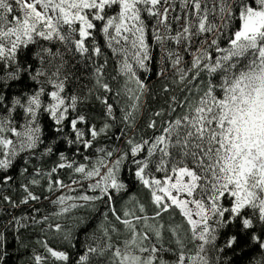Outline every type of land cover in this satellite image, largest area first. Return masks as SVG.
Listing matches in <instances>:
<instances>
[{
  "label": "snow or ice",
  "instance_id": "snow-or-ice-1",
  "mask_svg": "<svg viewBox=\"0 0 264 264\" xmlns=\"http://www.w3.org/2000/svg\"><path fill=\"white\" fill-rule=\"evenodd\" d=\"M14 4L16 7L13 0H0V60L13 61L21 45L36 43L37 39L59 42L69 54L91 60L102 53L94 36L100 32L113 56L119 59L118 75L126 77L123 92L131 103L122 109L121 119L127 129L137 126L141 100L148 92L137 70L148 71L146 62L152 59L149 40L158 43L164 52L162 59L167 67L157 76L166 81L162 93L172 94L167 96L166 107L154 112L147 123V128L154 130L153 135L139 142L131 138L127 141L134 158L138 153H147L145 159H134L133 163L136 177L151 190L155 206L151 216L139 202L122 214L112 206L113 191L125 188L117 173L127 153L112 159L115 149L98 148L100 156L94 161L85 156L87 163L80 164L60 153V162L50 170L37 168L31 173L29 184L39 185L46 178L50 192L75 191L72 185L83 188L88 182L87 191L82 194L60 195L53 200L59 206L53 215L94 208L95 202L102 201L124 229L125 239L114 241L113 233L119 236L120 228L105 227L102 222L98 226L102 238L93 235L94 243L86 245L75 264H92L94 257L107 264H214L211 253L217 251L218 229L232 219H240L241 231L251 230L254 217L245 215L247 209L257 213L256 218L264 223V0H14ZM177 7L182 14L173 15ZM114 8L118 11L110 15ZM145 13L156 21L150 36ZM173 24L179 27L174 29ZM172 41L181 50L174 51L170 47ZM183 53L192 56L190 62L185 63ZM45 55L51 57L48 68L54 70L49 74L48 68H41L33 79L47 77L44 83L51 84L53 90L45 92L42 86L26 97V103L15 98L13 108L0 113V184L11 182L7 173L22 154H28L24 155L27 164L43 145L39 112L50 115L58 133L69 122L74 138L64 137L66 143L85 149L91 148L95 138L111 127L109 123L99 129L93 125L86 131L78 127L87 118L69 115L76 111L81 98L62 95L67 80V76L61 79L67 63L64 53L43 47L37 53L42 64ZM57 58L59 64L54 63ZM106 63L105 60L95 67V87L110 93L109 84L103 80ZM169 67L170 82L165 76ZM9 78L15 79L16 73H9ZM130 83L135 88L128 87ZM120 94L118 90L117 95ZM43 95L50 97L46 104ZM96 98L105 106L106 116L113 117L114 106L108 97ZM3 99L0 97V102ZM15 106L24 110L22 125H14L11 117ZM89 135L92 139L87 138ZM52 152L49 146L40 155ZM152 164L157 173H164L162 178L146 173ZM60 169H70L80 179L66 185L55 176ZM27 173V167L21 169L22 175ZM29 184L22 185L25 195L20 204L40 199ZM222 198H230V205L224 206ZM3 199L11 202L8 196ZM173 207L180 210L187 230L182 225L161 222ZM107 218L105 213V221ZM49 227L58 233L63 231L59 223ZM164 230L171 233L169 244H174V248L164 246ZM72 238L71 230L63 233L64 241L71 243ZM236 240V236L230 237L225 247H232ZM250 240L264 249V240L256 234ZM43 247L47 255H35V264H48L50 258L53 264H73L66 251L55 250L47 243ZM167 253L174 259H166Z\"/></svg>",
  "mask_w": 264,
  "mask_h": 264
},
{
  "label": "trees",
  "instance_id": "trees-1",
  "mask_svg": "<svg viewBox=\"0 0 264 264\" xmlns=\"http://www.w3.org/2000/svg\"><path fill=\"white\" fill-rule=\"evenodd\" d=\"M13 6L14 0H13ZM118 11L117 8L112 9L109 14H114ZM15 13H13L14 15ZM182 14L179 7L173 15ZM145 22L147 24L146 32L150 36L152 33V26L156 23L155 20L147 17L144 14ZM171 20V17H170ZM232 26H235V20L232 21ZM179 25L173 24V28H178ZM96 44L102 49L99 57H93L91 60L82 58L79 54L71 55L67 52L64 45L55 41H43L37 39L36 43L27 46L21 45L15 55L13 61L0 60V97H3V102H0V113L5 112L8 108H13V101L15 98H20L22 103H26V97L38 91L42 86L45 92L53 90L51 84L44 83L47 77L41 76L36 79L37 70L41 68H48L47 61L51 59L45 55V62L42 64L37 53L41 48L47 47L55 52L59 49L64 53V59L67 61L61 72V79L67 76L65 81L64 92L62 95L70 97L72 95L79 96L80 102L76 106V111H70L71 118H75L77 114L86 116V123L78 124L82 130H87L91 126L97 129L103 127L105 123H109L111 127L106 133H102L93 141V145L89 149L83 148L81 145H68L64 137L68 136L74 138L71 132L69 122L63 124L64 130L62 132L56 131L55 122L50 115L45 112L38 113V122L41 127V134L43 145L32 156L29 163L25 164L24 155L18 158L15 167L8 171V175L12 177L10 183L0 184V264H35L34 256L47 255L43 247L47 243L55 250L66 251L73 264L78 257L86 250V245L93 244V235L97 238H102V233L98 230V226L104 223L105 227L116 225L120 228V234L117 236L113 233L114 241L116 239L123 240L126 237L122 225L115 221V217L109 213L108 206L102 202H95L94 208H77L71 210L70 213L53 215L59 211V206L53 204L52 201L60 195L78 196L87 191V183L81 188L79 185H72L74 179H80L78 174H74L70 169L58 170L57 176L62 179L66 185H72L76 190L68 191V189H56L48 191L46 178L41 179L39 185H30L29 181L32 178L31 173L35 172L37 168L47 172L56 163L60 162V153H64L69 160H74L77 164L87 163L85 156L91 158L93 161L101 155L97 152L98 148L107 150L115 149L112 159H116L122 153H127L125 159L119 167L117 173L118 179L125 185V188L120 192L113 191V207L121 214L125 209H132L136 202L144 204L146 207V214L151 216L154 212V205L152 204L151 190L143 186L142 182L136 177V164L134 159H145L147 153H138L134 158L130 152V146L127 141L131 138L139 142L141 138L149 139L154 130L147 128V123L152 118V114L162 107H166L167 96L172 93H162V85L166 82L163 78L157 76V73L167 67L165 61L162 59L164 52L158 43L154 40H149L150 52L152 59L147 63L148 71L138 69L139 77L145 82L148 87V92L142 97L141 104L143 105L136 121L134 129H127L125 123L122 121V109L128 108L131 101L123 90L125 87L126 77L118 75L119 59L112 54V50L107 47V41L100 32L94 33ZM201 36L199 39H202ZM226 38V36H225ZM198 46L193 44V47ZM170 47L174 51L181 50V46H177L175 41H172ZM185 63L190 62L192 56L188 53H183ZM103 80L108 83L111 92L105 93L103 89L95 87L94 71L95 67L104 64ZM59 64L57 58L54 62ZM19 69V71H18ZM54 68H48L49 74ZM171 68L165 72L168 76V82L171 80L169 73ZM15 72L16 78H9V73ZM115 77V79H113ZM199 82V81H197ZM128 87L135 88L134 83L128 84ZM91 89V92L89 91ZM118 90L120 95H117ZM107 96L109 102L113 104V117H107L105 114V106L101 104L96 97ZM43 102H49L50 97L42 96ZM14 125H22L26 118L24 110L20 106H15L11 112ZM160 120L157 118V125L159 127ZM123 130V131H122ZM122 137L117 139L116 137ZM88 139H92L89 135ZM52 146L53 152L50 155L41 157V153L45 148ZM28 168V173L22 175L21 169ZM146 173L157 178H162L164 173L155 171V165L152 164L146 169ZM29 184L31 191L40 197L38 201H29L27 204H20L25 193L22 185ZM88 194H93L89 192ZM4 196L11 198L10 201H5ZM221 203L224 206L230 205V198H222ZM15 205V206H14ZM108 213V218L105 221L104 214ZM229 214H226L225 219ZM245 215L254 217V223L251 230L241 231L240 219L230 220L223 228L218 229L216 247L217 251L212 252L211 256L214 264H260L264 261V249H260L257 243L250 240L251 235L256 234L264 240V223L259 222L257 213L252 209L245 210ZM47 216L48 220L43 217ZM33 218L39 223L34 222ZM162 223L165 225H182L183 230H187V223L180 213V210L173 207L168 213L162 217ZM59 223L62 226V232H56L54 228L49 225ZM68 230L72 231L71 243L63 240V233ZM236 236L237 240L232 247H225L227 240ZM163 244L165 247H175L174 244H169L172 239L171 233L167 230L162 232ZM191 247V245H189ZM223 249V251H219ZM165 258L171 261L174 256L171 253L165 254ZM107 264L106 260H100L99 257H94L92 264ZM48 264H53L50 258ZM55 264H66V262H55Z\"/></svg>",
  "mask_w": 264,
  "mask_h": 264
}]
</instances>
